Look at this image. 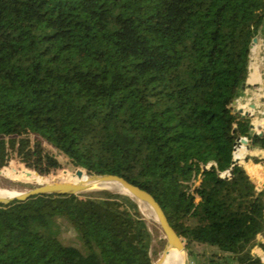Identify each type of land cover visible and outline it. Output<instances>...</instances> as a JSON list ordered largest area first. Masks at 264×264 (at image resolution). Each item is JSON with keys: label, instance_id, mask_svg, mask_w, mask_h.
I'll return each instance as SVG.
<instances>
[{"label": "trees", "instance_id": "16d2710c", "mask_svg": "<svg viewBox=\"0 0 264 264\" xmlns=\"http://www.w3.org/2000/svg\"><path fill=\"white\" fill-rule=\"evenodd\" d=\"M260 32L264 0H0V169L122 176L160 203L190 260L264 264V188L232 165L256 171L246 149H264L238 105L261 81ZM152 242L140 205L107 189L0 203V264H154Z\"/></svg>", "mask_w": 264, "mask_h": 264}, {"label": "rangeland", "instance_id": "374dc122", "mask_svg": "<svg viewBox=\"0 0 264 264\" xmlns=\"http://www.w3.org/2000/svg\"><path fill=\"white\" fill-rule=\"evenodd\" d=\"M257 37L259 39L260 44L258 45L257 51L253 55V59L250 60V63H253L254 65L258 66L261 81L256 86H249V87L247 85L245 86L241 96L238 98V105H240L241 103H245V101H247L249 98L255 97V99H252V100L255 102L256 101L259 102L261 104V107H262L261 111L264 112V35L262 32H260L257 35ZM250 70L251 69H249V71ZM250 101H251V99L248 100V102H250ZM240 108H242V107H240ZM245 109H247V107ZM248 110H249V108H248ZM254 116L258 117L260 120H261V118H264V115L261 113L258 114V112H256L254 114ZM262 124L264 126V120H263ZM261 129L262 128L260 127V130ZM254 130L256 131V129H254ZM246 151L248 152L247 153V156H248L247 162L254 164L257 168H255L256 171H252L245 165L243 167L245 168V170L247 171V173L251 177H253L257 180L258 189L261 190L262 188H264V165H262V163L255 161L256 153H254L253 150L247 148ZM242 164H244V163L242 162ZM11 167H14L17 169H23L24 168V167L18 168L17 166L15 167L14 165ZM29 170H31V169H29ZM31 171H33V170H31ZM57 174H58V172L50 174L48 176H56ZM18 181H21V180L10 179L9 177H5L3 174H0V188H7L11 191L17 192V191L28 190V189H31L35 186L34 184H31L32 183L31 181H26L24 183V185H20V187L18 188L17 187ZM105 189H107L110 192L128 195V193L119 185H109L108 188H105ZM79 198L84 200V197L82 195L79 196ZM133 199L140 205L144 219L146 220V222H147V224H148V226L152 232V236H153L152 253H153V258L155 259V262H156L157 259L160 257V255H161V253L165 247V244H166L165 234H164V232H163V230H162V228H161V226L157 220V217H156L153 209L150 206H148L147 204L138 201L136 198H133ZM145 214H147L148 217ZM260 217L264 218V210H263V214H261ZM43 231L46 233H52V234L57 235L65 243H72V244L81 245L78 233L74 229H72L70 227L68 228L67 225H61V224L51 222L48 227L43 229ZM197 249L199 250V252H205V251L211 252L212 251V249H206V248H204V246H199V245H197ZM215 250H217V248H215ZM254 253L261 254L262 259L264 260V253L262 252L261 248H258V247L254 248ZM205 258L206 257L204 255H196L192 258L191 264H201L206 260Z\"/></svg>", "mask_w": 264, "mask_h": 264}, {"label": "water", "instance_id": "95a60500", "mask_svg": "<svg viewBox=\"0 0 264 264\" xmlns=\"http://www.w3.org/2000/svg\"><path fill=\"white\" fill-rule=\"evenodd\" d=\"M258 41V37L256 36L253 39V45H255ZM247 84V82H246ZM240 112L244 110L242 108L239 109ZM249 113L252 117L254 114L252 112H245ZM252 127L254 124L252 123ZM264 132V128L262 130ZM242 141L247 142L245 138H240ZM236 150V147H235ZM239 164L244 166L242 162L235 157L233 159V166ZM3 171L0 169V172ZM37 175H40L38 172L34 171ZM85 172L81 169L76 171V175L82 177ZM232 173V169H230L227 173L223 174L222 176H227ZM2 174V173H0ZM89 177L88 180H79V181H51V182H44L38 184V186L23 190L17 191L16 194L9 196V195H1L0 194V203L8 204L13 200H21L24 201L29 197L39 194H82L86 192L96 191L108 188L109 185H119L121 186L128 195L136 198L138 201L143 202L150 206L156 217L157 220L165 234L166 237V244L165 247L154 264H164L168 256L173 250H177L182 254L181 264H191V260L189 258V252L186 248V245L180 235L176 232L173 226L170 224L169 219L163 210L160 203L155 199V197L149 193L147 190L140 188L139 186L127 181L124 177L116 175V174H95V173H87Z\"/></svg>", "mask_w": 264, "mask_h": 264}, {"label": "bare ground", "instance_id": "6f19581e", "mask_svg": "<svg viewBox=\"0 0 264 264\" xmlns=\"http://www.w3.org/2000/svg\"><path fill=\"white\" fill-rule=\"evenodd\" d=\"M26 172H29V173H26ZM0 173H2L5 177H9L10 179L31 181V182H35L37 184H41L44 182H51V181H64V180H54V179L44 177L42 175H37L34 171H31L29 169H24V170L18 171V172L3 170ZM34 178H36L37 180ZM88 178H89L88 176H82L81 178L70 179L69 181L88 180ZM16 193H17L16 191H11L7 188H0V194L1 195L12 196ZM145 215H147V214H145ZM147 217H148V215H147ZM181 260H182V254L177 250H173L170 253V255L168 256V258L166 259V261L164 262V264H181Z\"/></svg>", "mask_w": 264, "mask_h": 264}, {"label": "crops", "instance_id": "0c3cea01", "mask_svg": "<svg viewBox=\"0 0 264 264\" xmlns=\"http://www.w3.org/2000/svg\"><path fill=\"white\" fill-rule=\"evenodd\" d=\"M260 44V42H259V39H258V41H257V43L255 44L256 45V47L258 48V45ZM259 83H251V82H249L248 81V79H247V86L249 87V86H256V85H258ZM251 99V101L250 102H248V100H250ZM252 99H255V97H253V98H249L247 101H245V103H241L240 105H239V108L240 107H242V109L243 110H247V111H249V112H254V114L256 113V112H258V114L259 113H261V114H263V111H261V104L259 103V102H255V101H253ZM247 107V109H245ZM248 108H249V110H248ZM261 123H263V120H264V118H261V120L258 118V117H256ZM250 149V148H249ZM251 150H253V152L254 153H256V156H260V157H262V156H264V149H251Z\"/></svg>", "mask_w": 264, "mask_h": 264}, {"label": "built area", "instance_id": "2783aa9c", "mask_svg": "<svg viewBox=\"0 0 264 264\" xmlns=\"http://www.w3.org/2000/svg\"><path fill=\"white\" fill-rule=\"evenodd\" d=\"M257 51V47H256V45H253L252 46V48H251V59H253V55L255 54V52ZM253 63H250V65H249V69H251L252 67H251V65H252ZM253 114H254V112H252ZM263 115H264V112H263ZM258 119L254 116L253 117V124H254V122H256ZM260 127L262 128L261 130H260ZM263 128H264V126H263V124L260 122L259 124H256V126L254 125V129H256V133H261L262 132V130H263ZM247 141H248V139L247 138H245ZM241 142H243L241 139H239V141H238V143H241Z\"/></svg>", "mask_w": 264, "mask_h": 264}]
</instances>
